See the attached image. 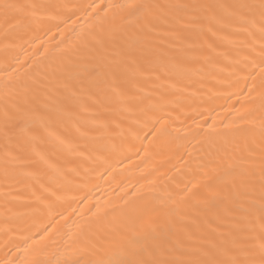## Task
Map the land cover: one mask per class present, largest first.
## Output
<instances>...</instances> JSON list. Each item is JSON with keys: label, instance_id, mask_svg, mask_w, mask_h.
I'll return each mask as SVG.
<instances>
[{"label": "bare ground", "instance_id": "bare-ground-1", "mask_svg": "<svg viewBox=\"0 0 264 264\" xmlns=\"http://www.w3.org/2000/svg\"><path fill=\"white\" fill-rule=\"evenodd\" d=\"M125 2L0 0V260L259 243L264 0H138L85 45Z\"/></svg>", "mask_w": 264, "mask_h": 264}, {"label": "snow or ice", "instance_id": "snow-or-ice-1", "mask_svg": "<svg viewBox=\"0 0 264 264\" xmlns=\"http://www.w3.org/2000/svg\"><path fill=\"white\" fill-rule=\"evenodd\" d=\"M4 7L10 8L17 6L5 4ZM88 7L93 11H96L97 8H100V5H89ZM149 7L160 6L139 3L138 0H126V2L122 4L104 5V7L101 8V11L103 12L101 26L98 31L88 34V37L85 39V45H87L89 41H94L98 45H104L107 42L115 41L117 39V30L115 27L117 17L135 16ZM262 7H264V5H262ZM113 9H116L117 11L113 12L112 15L109 16V12H112ZM97 15L99 16V13H97ZM260 38V63L255 67L258 69L257 74L261 75L262 83H264V28L261 29ZM251 78L255 79L254 76ZM251 90V88L247 89L248 92H251ZM0 99H3V97H0ZM262 100H264V96H262ZM161 128H163V125ZM260 129L261 132L264 133V118L260 121ZM154 131L159 130L154 129ZM260 176L259 207L256 209L254 204L253 211L251 213L253 216V222L256 218L260 221L259 243L255 246V248L237 246L222 250H198L195 253L194 258H165L164 253L167 250L164 249L163 246H156L155 248L148 249L138 246L139 241L132 240L129 241L122 258L89 261L88 264H264V163L261 165ZM256 211H258V217L255 215ZM92 247L94 246H86L81 248L79 251L82 254L89 253L91 252ZM9 251L11 252V250ZM24 251L28 252L29 250L26 248ZM168 255H171V253L169 252ZM0 264H18V261L5 258L0 260ZM24 264H46V262L39 259H33L32 261L24 262ZM77 264H79V262H77Z\"/></svg>", "mask_w": 264, "mask_h": 264}]
</instances>
